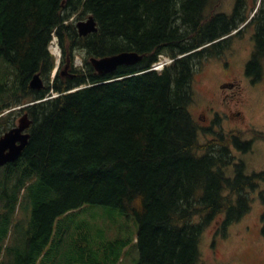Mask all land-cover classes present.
<instances>
[{
	"label": "trees",
	"instance_id": "obj_1",
	"mask_svg": "<svg viewBox=\"0 0 264 264\" xmlns=\"http://www.w3.org/2000/svg\"><path fill=\"white\" fill-rule=\"evenodd\" d=\"M213 2L0 0V135L22 114L30 120L20 156L0 166V254L23 253L26 264L49 253H114L98 264H121L131 243L136 264H197L204 228L216 221L224 233L249 211L255 190L264 236V170L246 173L235 155L264 132L245 139L219 131L201 143L190 110L195 69L249 28L245 72L262 79L264 0L252 17L257 0H236L230 13L209 9ZM89 15L97 30L80 35L75 21ZM53 36L61 58L52 76ZM123 51L141 58L108 73L89 62ZM160 53L175 59L150 70ZM35 73L40 88L29 85ZM88 205L117 209L137 231L94 246L88 223L73 217ZM19 226V245L10 246Z\"/></svg>",
	"mask_w": 264,
	"mask_h": 264
},
{
	"label": "rangeland",
	"instance_id": "obj_2",
	"mask_svg": "<svg viewBox=\"0 0 264 264\" xmlns=\"http://www.w3.org/2000/svg\"><path fill=\"white\" fill-rule=\"evenodd\" d=\"M233 2L234 0H214L209 9L230 12ZM258 2L259 0L256 2L257 6ZM251 30L249 28L242 36L232 39L230 52L226 50L221 57L208 58L201 67L195 69L194 96L190 110L200 127L198 138L201 143L211 138L212 133L219 131L237 130L243 133L245 139L252 138L250 130L264 132V79L252 82L245 72L253 49ZM221 80H231L233 83L231 87L226 85L223 89L224 105L217 89ZM235 155L237 161L244 162L246 173L264 170V140L256 139L249 152H235ZM225 174L229 177L234 175L233 165L225 169ZM250 197L249 211L238 221L228 224L224 233L216 221L204 228L199 241L200 256L197 264H264V236L259 233L263 206L256 190L250 192ZM88 206L76 210L73 217L78 223H88L87 231L96 241L94 246H98L97 242L103 236L108 240L116 236L128 239L130 234L137 231L134 219L125 217L117 209ZM24 211L26 210L23 209L22 213ZM21 218H25L24 213ZM19 229L20 226L17 231L12 229L13 244H9L10 246L19 245L17 236L22 231ZM215 232L219 233L218 237H215ZM22 255L23 253H1L0 264H24ZM113 256L114 253H49L26 264H98V261L106 262ZM138 256V249L129 243L119 255V263L136 264Z\"/></svg>",
	"mask_w": 264,
	"mask_h": 264
},
{
	"label": "water",
	"instance_id": "obj_3",
	"mask_svg": "<svg viewBox=\"0 0 264 264\" xmlns=\"http://www.w3.org/2000/svg\"><path fill=\"white\" fill-rule=\"evenodd\" d=\"M76 27L80 35H86L97 30L96 21L91 15L84 20L77 21ZM140 58L141 55L134 51H123L102 57H91L89 61L97 72L108 73L115 70L119 65L133 64ZM29 85L33 88L43 86L42 79L38 73L32 76ZM29 124L30 120L27 113H24L18 119L16 126L0 136V166L13 162L20 156L29 138V134L25 132Z\"/></svg>",
	"mask_w": 264,
	"mask_h": 264
},
{
	"label": "flooded vegetation",
	"instance_id": "obj_4",
	"mask_svg": "<svg viewBox=\"0 0 264 264\" xmlns=\"http://www.w3.org/2000/svg\"><path fill=\"white\" fill-rule=\"evenodd\" d=\"M235 2H236V0H234V2H233V5H232V7H231V11H232L233 8H234ZM260 5H261V0H259V2H258V6H256V9L254 10L253 14L255 13V11L257 10V8H258ZM231 11H230V12H231ZM230 12H226V13H230ZM253 14H252V15H253ZM251 17H252V16H251ZM227 51L230 52L231 49L229 48ZM225 63L228 64L227 61H225ZM262 79H264V76L262 77ZM226 85H229V87H231V86L233 85V83H232L231 80H221V81H219L218 84H217V89H218V92L220 93L221 102H222L223 105H224V103H225V93H223V91H224L223 89L225 88ZM263 86H264V85H263ZM209 100H210V99H209ZM209 108H210V106L208 105L207 109H209Z\"/></svg>",
	"mask_w": 264,
	"mask_h": 264
},
{
	"label": "built area",
	"instance_id": "obj_5",
	"mask_svg": "<svg viewBox=\"0 0 264 264\" xmlns=\"http://www.w3.org/2000/svg\"><path fill=\"white\" fill-rule=\"evenodd\" d=\"M166 62H169V60L162 58L158 63L153 65L154 69H159L162 67L163 64H165Z\"/></svg>",
	"mask_w": 264,
	"mask_h": 264
},
{
	"label": "bare ground",
	"instance_id": "obj_6",
	"mask_svg": "<svg viewBox=\"0 0 264 264\" xmlns=\"http://www.w3.org/2000/svg\"><path fill=\"white\" fill-rule=\"evenodd\" d=\"M76 28V27H75ZM59 48V50H61L60 49V47H58ZM137 52V51H136ZM137 53H139V52H137ZM172 58V60H174L175 59V57H171ZM30 81V80H29ZM30 83V82H29ZM82 87V86H81ZM42 100V99H41ZM25 132H27L28 133V131L27 130H25ZM29 134V133H28ZM28 142V141H27Z\"/></svg>",
	"mask_w": 264,
	"mask_h": 264
}]
</instances>
